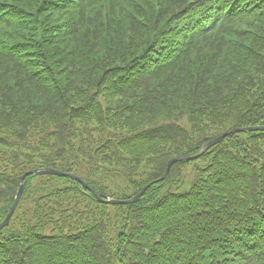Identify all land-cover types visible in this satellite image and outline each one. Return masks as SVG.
Here are the masks:
<instances>
[{"label":"trees","instance_id":"1","mask_svg":"<svg viewBox=\"0 0 264 264\" xmlns=\"http://www.w3.org/2000/svg\"><path fill=\"white\" fill-rule=\"evenodd\" d=\"M256 124L264 0H0V222L31 168L152 183L25 176L0 264H264V131L153 181Z\"/></svg>","mask_w":264,"mask_h":264},{"label":"water","instance_id":"2","mask_svg":"<svg viewBox=\"0 0 264 264\" xmlns=\"http://www.w3.org/2000/svg\"><path fill=\"white\" fill-rule=\"evenodd\" d=\"M248 132V131H264V125H254V126H244V127H233L229 130H227L226 132L214 137L213 139L209 140L208 142H206L199 153L194 154V155H185V156H181V157H174L172 159H170L167 163V168L164 172V174L157 180H163L168 176L169 173V168L170 165L177 162V161H182V160H190V159H195L197 157H199L201 154H203L208 148H210L211 146L219 143L220 141H222L226 136L236 133V132ZM29 174H34V175H41V174H52V175H58V176H69L77 181H79L80 183H82L86 188H88L94 195L95 197L98 199V201L100 202H104L107 204H126V203H134L137 202L139 200V198L141 197V195L147 190V188L150 186L151 183H148L147 185H145L137 194H135L134 196L127 198V199H120V198H113V197H108V196H102L99 192H97L96 190L90 188L86 182L84 180H82L81 177L73 174V173H69V172H64L61 170H58L56 168H52V167H43V168H38V169H30L28 171H26L25 173H23L22 175H20L19 177V187L18 190L16 192L14 201L8 211V213L6 214V216L4 217V219L0 222V230L5 227L6 225H8L10 218L12 216V214L15 211V208L20 200L21 194H22V188H23V179L26 175Z\"/></svg>","mask_w":264,"mask_h":264},{"label":"rangeland","instance_id":"3","mask_svg":"<svg viewBox=\"0 0 264 264\" xmlns=\"http://www.w3.org/2000/svg\"><path fill=\"white\" fill-rule=\"evenodd\" d=\"M187 166H189V165H187ZM187 170H189L188 168H186ZM189 187V184L188 183H186V184H184L181 188H180V190L179 191H181V192H183L184 191V189H186V188H188ZM9 211V210H8Z\"/></svg>","mask_w":264,"mask_h":264}]
</instances>
